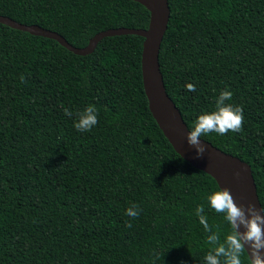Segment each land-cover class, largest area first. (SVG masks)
I'll use <instances>...</instances> for the list:
<instances>
[{"label":"trees","instance_id":"16d2710c","mask_svg":"<svg viewBox=\"0 0 264 264\" xmlns=\"http://www.w3.org/2000/svg\"><path fill=\"white\" fill-rule=\"evenodd\" d=\"M168 1L167 94L189 129L222 90L233 93L242 130L201 139L251 167L264 206V0ZM0 16L79 49L150 22L132 0H0ZM143 44L108 37L77 56L0 24V264H205L201 204L221 242L231 231L206 200L216 181L176 153L149 109ZM61 104L74 114L95 105L97 125L77 131ZM133 204L137 219L125 215ZM241 260L250 264L246 251Z\"/></svg>","mask_w":264,"mask_h":264},{"label":"water","instance_id":"95a60500","mask_svg":"<svg viewBox=\"0 0 264 264\" xmlns=\"http://www.w3.org/2000/svg\"><path fill=\"white\" fill-rule=\"evenodd\" d=\"M140 3L150 12L148 29L120 28L107 30L91 39L88 46L82 49L70 45L64 37L56 32L45 30L39 26H27L10 18L0 16V24L12 29L57 41L62 47L77 56H87L94 53L98 44L105 38L125 35H136L144 39L141 70L144 91L149 103V109L176 153L195 169L211 176L219 188H227L238 206L247 208L249 204L261 208L257 186L251 167L239 158L227 154L212 144L201 139L206 152L197 156L193 146L187 143L189 129L180 110L166 91L161 73L159 56L161 45L169 26L171 11L168 0H132ZM264 215V213H261ZM241 232L244 229H239ZM246 253L250 249L245 245ZM248 254V253H247Z\"/></svg>","mask_w":264,"mask_h":264},{"label":"clouds","instance_id":"9594fccd","mask_svg":"<svg viewBox=\"0 0 264 264\" xmlns=\"http://www.w3.org/2000/svg\"><path fill=\"white\" fill-rule=\"evenodd\" d=\"M20 79L24 80L23 75ZM186 88L191 92L196 91L191 83L187 84ZM232 96L231 91L222 90L215 100L214 110L199 114L189 128L187 143L195 148L197 156L206 152V147L201 143V137L213 132L225 135L230 131L240 132L242 130L243 109L227 103ZM60 107L66 116L72 118L75 115L74 128L79 132H89L98 123V110L95 105L90 104L75 114L63 104ZM206 200L211 209L223 214L231 231L221 242L219 233L213 232L209 226L208 218L204 214V205L197 206L195 215L199 218L205 232L209 233L207 243L210 250L204 256L205 264H242L241 256L246 251L245 245L250 249V254L247 252L250 264H264V215H261L264 213V206H261L259 210L252 204H249L247 208L238 206L227 188L210 192ZM140 211L139 206L133 204L126 210L125 215L137 219ZM127 227H132L131 221L127 223ZM241 227L244 229L243 232L239 230Z\"/></svg>","mask_w":264,"mask_h":264}]
</instances>
